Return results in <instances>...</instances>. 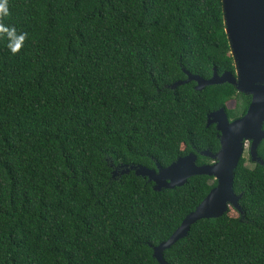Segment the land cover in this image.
I'll return each mask as SVG.
<instances>
[{
  "label": "trees",
  "instance_id": "1",
  "mask_svg": "<svg viewBox=\"0 0 264 264\" xmlns=\"http://www.w3.org/2000/svg\"><path fill=\"white\" fill-rule=\"evenodd\" d=\"M27 33L16 54L0 37V264H159L167 241L216 186L193 176L154 190L120 165L157 170L220 150L208 115L243 117L222 0H7ZM234 102V107L229 105ZM264 161V141L258 148ZM235 171L230 207L193 224L167 264H264V166Z\"/></svg>",
  "mask_w": 264,
  "mask_h": 264
},
{
  "label": "water",
  "instance_id": "2",
  "mask_svg": "<svg viewBox=\"0 0 264 264\" xmlns=\"http://www.w3.org/2000/svg\"><path fill=\"white\" fill-rule=\"evenodd\" d=\"M222 5L235 74L225 72L219 75L214 69L213 76L205 80L185 71L187 79L175 82L169 88L175 90L181 85L195 82V90L202 91L208 86L230 84L251 98L246 114L236 120H230L224 109L208 115L207 127L215 125L220 140L217 153H200L211 159L209 164L197 165V156L191 153L178 158L166 168L158 165L157 170H153L136 165H120L112 173L114 179L134 171L137 176L153 182L156 191L181 187L189 178L199 175L213 178L216 182V186L171 237L154 247L153 256L159 264H167L163 252L185 238L191 226L198 221L221 218L230 207L243 215L239 204L242 194H235L233 184L235 171L247 145L250 160L264 166V161L258 156L259 145L264 141V0H222Z\"/></svg>",
  "mask_w": 264,
  "mask_h": 264
},
{
  "label": "clouds",
  "instance_id": "3",
  "mask_svg": "<svg viewBox=\"0 0 264 264\" xmlns=\"http://www.w3.org/2000/svg\"><path fill=\"white\" fill-rule=\"evenodd\" d=\"M9 16L7 0H0V18ZM0 37L5 40V47L12 54L19 52L27 37L24 31H18L14 24L0 23Z\"/></svg>",
  "mask_w": 264,
  "mask_h": 264
},
{
  "label": "rangeland",
  "instance_id": "4",
  "mask_svg": "<svg viewBox=\"0 0 264 264\" xmlns=\"http://www.w3.org/2000/svg\"><path fill=\"white\" fill-rule=\"evenodd\" d=\"M230 107H234V102H232L230 105ZM243 157L246 159V163L245 165L249 168H253L255 163H253L251 160H250V156H249V145H247L245 151H244V154H243Z\"/></svg>",
  "mask_w": 264,
  "mask_h": 264
}]
</instances>
